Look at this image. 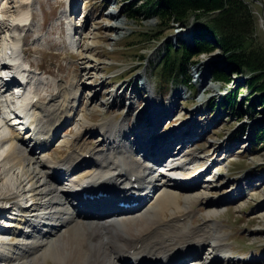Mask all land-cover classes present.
<instances>
[{"label": "rangeland", "instance_id": "obj_1", "mask_svg": "<svg viewBox=\"0 0 264 264\" xmlns=\"http://www.w3.org/2000/svg\"><path fill=\"white\" fill-rule=\"evenodd\" d=\"M70 2L77 18L82 19L85 14L83 20L88 24L85 36L78 40L75 47L67 40L68 18L64 17ZM248 2L256 11V36L264 44V0ZM32 3L36 5L31 20L23 26L19 25L16 34L22 37L25 60L33 67L41 68L36 71L38 75L48 77L46 86L37 84V96L42 101H48L51 98L49 95L57 92L54 79L69 84L76 77V85L81 87V98L71 123L56 130L50 148L48 144L42 145L48 148L44 154L59 160L66 158L70 154L68 152L83 154L95 147L98 151L106 149L110 152L103 131L94 130L95 127L99 128L110 119L118 126L127 120L132 128L137 115L157 114L161 123L154 124V132L143 131V137L152 141V146L160 147L159 153L167 149L163 153L165 160H191L177 172L180 170L182 180L197 181L200 190L206 185L209 191L208 198L195 206L197 211L188 221L197 228L212 224L213 219L220 222L219 227L211 225L210 228H215L216 235L227 236L224 241L226 250L234 259L226 260L225 264H264V143H257L256 136L249 131L250 124L264 115L240 116L232 109L230 111L231 107L222 108L218 104L221 92L230 88L215 81L209 67L206 68L211 54L205 53L207 56H203L205 58L201 63L189 66L187 73L192 75L193 88L183 80L184 74L181 78L174 74L177 85H172L171 67L162 69L167 49L164 43L158 45L162 38L155 36L158 18L130 16L128 0H27L22 8L33 7ZM15 8L19 9L18 6ZM2 26L8 29L5 22ZM186 38L189 36L186 35ZM189 44L192 45L193 41ZM2 45L1 48H4ZM14 50L10 48L7 53L11 54ZM88 60L92 64L90 70L86 68ZM39 88L43 89L38 94ZM247 94L242 90L240 99H246ZM262 108L258 106L257 109ZM83 112L88 118V125L77 141L70 146L58 143L59 134L61 137L76 134L78 128L73 121L79 119ZM166 135H171L168 140L173 141L171 147L163 142ZM81 158L78 160L80 167ZM165 160L161 163L167 167ZM82 165L85 170V164ZM132 181L135 182L134 179ZM163 182H169L168 185L173 187L171 180ZM177 182L187 186L181 180ZM149 199L141 211L153 205L154 198ZM209 203L216 204L207 208ZM171 208L166 211L167 217L173 214ZM213 208H217L218 214L208 216L207 212ZM7 214L6 211L2 216L0 226L11 219ZM7 239L13 240L11 237ZM0 248L3 252L2 243ZM42 264L61 263L49 257Z\"/></svg>", "mask_w": 264, "mask_h": 264}, {"label": "bare ground", "instance_id": "obj_2", "mask_svg": "<svg viewBox=\"0 0 264 264\" xmlns=\"http://www.w3.org/2000/svg\"><path fill=\"white\" fill-rule=\"evenodd\" d=\"M26 1L0 0V55H8L10 48L15 49L10 54L12 59H20L24 53L17 28L31 20L36 5L22 8ZM80 19L75 20L76 26L84 24L83 17ZM4 22L7 30L2 26ZM67 29V39L75 47L82 29L75 33L70 18ZM89 62L86 68L92 69ZM11 67L6 73L13 71ZM28 77L32 87L38 83L47 85L32 69ZM77 80L74 77L68 84L54 79L57 92L51 93L48 101L39 99L35 103L30 97L23 111L21 107L17 109L21 114L26 112L27 119L14 117L12 107L4 104L7 95H0V219L6 210L2 206L6 199H16L14 204L20 215L8 220V227L12 228L8 229L7 224L5 229L0 226L4 231L0 237L5 241L0 264H42L49 257L61 264H225L226 260L234 259L226 250L227 236L216 235L215 228H210L219 227L218 220L213 219L212 224L201 228L188 221L197 211L195 206L209 193L206 185H203L206 189L200 190L197 181L187 186L177 182L182 178L177 170L191 160H165L163 153L167 149L158 156L151 155L153 151L159 152L160 147L152 146V141L142 134L155 131V125L161 123L157 114L137 115L132 128L127 120L118 126L110 119L95 127L94 130L103 131L110 152L91 150L89 170L78 163L83 156L81 152L71 151L59 160L44 154L50 144L40 139L52 141L56 130L71 123L74 117L81 98ZM16 89L18 93L20 87ZM34 94L37 96L36 90ZM73 123L78 128L76 134L68 137L59 134L58 143L74 144L88 125L86 113ZM170 136L166 135L163 142L171 147ZM149 160L160 164L155 167ZM163 160L168 162L167 167L161 163ZM167 179L174 183L173 187L162 182ZM137 183L142 193L151 200L154 198L153 205L145 211L139 205L120 208L118 202L126 199L127 188ZM89 189H104L108 196L96 199L93 206V202L81 198ZM107 203L110 212L98 214L99 208L103 209ZM170 208L173 214L168 218L166 211ZM207 214L216 215L218 210L213 208ZM10 237L13 240L7 239Z\"/></svg>", "mask_w": 264, "mask_h": 264}, {"label": "trees", "instance_id": "obj_3", "mask_svg": "<svg viewBox=\"0 0 264 264\" xmlns=\"http://www.w3.org/2000/svg\"><path fill=\"white\" fill-rule=\"evenodd\" d=\"M142 10L146 16H158L156 37L174 30L175 23L186 27L195 18L192 45L184 40L179 46L166 42L162 69L171 67L170 83L175 81L174 74L179 78L184 74V81L190 84V64L200 61L204 53H216L220 58L213 67L216 81L231 82L233 72L251 74L246 82L236 81L237 88L225 97L224 104L236 106L240 92L248 85L251 114L258 106L264 113V44L256 36V11L248 0H147L137 10L131 8L130 15L138 18ZM256 137L257 143H264V125L256 130Z\"/></svg>", "mask_w": 264, "mask_h": 264}]
</instances>
